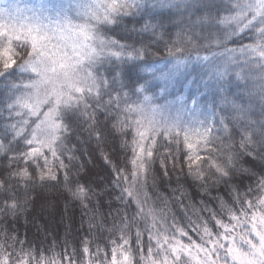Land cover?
I'll list each match as a JSON object with an SVG mask.
<instances>
[{
	"label": "snow or ice",
	"instance_id": "snow-or-ice-1",
	"mask_svg": "<svg viewBox=\"0 0 264 264\" xmlns=\"http://www.w3.org/2000/svg\"><path fill=\"white\" fill-rule=\"evenodd\" d=\"M0 264H264V0H0Z\"/></svg>",
	"mask_w": 264,
	"mask_h": 264
},
{
	"label": "trees",
	"instance_id": "trees-1",
	"mask_svg": "<svg viewBox=\"0 0 264 264\" xmlns=\"http://www.w3.org/2000/svg\"><path fill=\"white\" fill-rule=\"evenodd\" d=\"M94 148L95 145H92ZM90 169L92 165L88 166ZM95 171V169H93ZM32 216H37L40 220L48 224L53 230H59L60 235L64 234V226L72 223L74 226H79L81 209L72 202L66 193L49 190L44 193L43 197L38 198L35 208L30 210L29 219ZM29 236L35 231L31 225H28ZM21 233L25 231V223L22 219L20 222Z\"/></svg>",
	"mask_w": 264,
	"mask_h": 264
},
{
	"label": "rangeland",
	"instance_id": "rangeland-1",
	"mask_svg": "<svg viewBox=\"0 0 264 264\" xmlns=\"http://www.w3.org/2000/svg\"><path fill=\"white\" fill-rule=\"evenodd\" d=\"M35 2L36 0H24V3H27V4H34ZM21 6H23V4Z\"/></svg>",
	"mask_w": 264,
	"mask_h": 264
}]
</instances>
